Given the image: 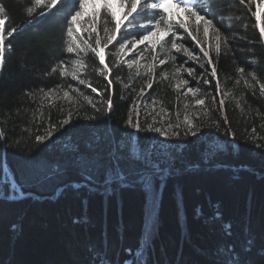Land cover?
<instances>
[{"label": "trees", "instance_id": "obj_1", "mask_svg": "<svg viewBox=\"0 0 264 264\" xmlns=\"http://www.w3.org/2000/svg\"><path fill=\"white\" fill-rule=\"evenodd\" d=\"M0 4L5 34L12 27L24 29L5 40L0 155L25 195L7 199L9 183L0 194V264H264V95L258 85L255 95L243 81L235 85L236 68L248 72L252 61L264 82V43L258 41L259 28L250 15L254 5L221 0L218 6L241 17L235 21L231 51L216 63L219 94L212 77L205 75L211 80L205 84L180 74L190 87L201 89L196 98L207 94L201 107L175 88L171 63L157 67L151 81L143 68L136 75L135 67H113L106 50L113 68L107 79L113 84L105 91L107 79L93 71L98 61L89 56L80 77L97 88L95 93L59 71L49 75L61 59L75 58L62 51L63 20L50 16L27 25L31 0ZM176 63H181L179 57ZM189 66L197 76L204 71L193 61L185 64ZM161 68L168 79L160 78ZM205 68L210 71L209 65ZM69 85L92 97L99 111ZM41 89H57L61 97L68 90L76 101L53 94L54 104H41ZM225 91L229 95L221 108ZM110 94L113 107L108 111L103 101ZM135 104L142 129L152 124L168 135L130 127L128 117L137 119ZM69 110L72 119L64 125ZM185 114L193 120L195 136L184 134ZM36 136L46 139L38 142Z\"/></svg>", "mask_w": 264, "mask_h": 264}, {"label": "snow or ice", "instance_id": "obj_2", "mask_svg": "<svg viewBox=\"0 0 264 264\" xmlns=\"http://www.w3.org/2000/svg\"><path fill=\"white\" fill-rule=\"evenodd\" d=\"M224 2L227 4L228 0H224ZM220 3L221 0H31V6L27 7L26 13L29 17L27 25H33L34 22L38 23L40 18L48 19L50 16L63 20L62 51L72 54L75 58L69 61L61 59L57 66L51 69L49 75L59 71L61 76L71 77L72 80L78 81L80 85H86L95 93L97 88L93 87L86 79H81L80 73L89 66L87 60L90 56L94 61H98L99 65L94 66L93 71L107 79L113 70L106 62V50H109L108 54L112 57L110 63L115 68H119L121 65H126L128 69L135 67L136 75H140L139 70L143 68L145 74H151L150 79L154 81L156 68L171 63L172 76L177 81L175 88L178 91L189 84V80L179 78L182 72H186L193 80L204 79L205 84H211V80L206 79L205 75L212 77L215 80L216 92L219 94L222 85L216 63L222 53L228 54L231 51V41L237 39L235 21L241 19L239 16L227 15L225 10L218 7ZM237 3L255 6V10L251 11L250 15L255 18V26L259 28L258 41L264 43V22H261L264 0H237ZM0 14H5L2 4H0ZM4 25L5 19H0V73L5 66L6 35L12 37L14 33L24 30L12 27L5 34ZM240 39H244V37H240ZM110 45L112 49H109ZM11 48L12 45L9 41L7 50L10 51ZM130 55L131 59H126ZM178 57L181 60L179 65L176 63ZM189 61L199 64L204 71L197 76L195 67H185ZM205 64L210 66V71L205 68ZM250 64L252 70L248 72L243 66L236 68L238 78L235 80V85L239 86L243 81V84L252 90L253 95H255V88L258 85L260 93L264 95V82H261L257 74L255 61ZM168 76L169 73L161 68L160 78L165 80L168 79ZM116 79L119 80V77ZM112 84V79H107L105 91H109ZM68 87L79 93L80 96H84L79 88H72L71 85ZM125 87H129V85H125ZM147 87L151 89L152 82H148ZM40 91L43 93L41 104L45 101L54 104L53 94L56 99L76 101V97L72 96L68 90H63L62 97L59 96L57 89H49L48 92H44L43 89ZM200 91L199 87H187L183 95L187 97L191 94L194 105L205 107L207 94L205 98H196ZM143 92L144 88H141L140 94ZM28 95L35 98L36 94L29 93ZM228 95L229 92L225 91L219 100L221 108ZM84 99L99 111L96 103H93L92 97L84 96ZM211 100L215 103L216 96H211ZM103 102L106 104L107 110L111 111L113 107L111 94ZM156 103L154 100L153 106ZM188 107L189 105L185 103L184 108L188 109ZM134 108L137 119L134 121L131 115L128 117L127 124L130 127L138 131H154L164 136L168 135L167 131L161 127H154L152 124L142 129L139 120V105L135 104ZM160 111L165 112L166 109L161 108ZM72 115L73 113L69 110L67 118L62 121V124H69ZM147 115H152V113L149 112ZM156 115H160V113H156ZM176 116L179 118V111L176 112ZM87 118L96 119L95 116ZM224 120L227 121V116L224 117ZM153 121L157 122L155 116H153ZM184 122L188 126L184 134L191 133L195 136L196 132L192 130L195 125L187 114L184 115ZM52 127H56V125ZM172 127L173 125L169 123L168 128ZM175 127L179 128L180 125L177 124ZM252 131L255 132L256 129L253 128ZM51 134L50 128L47 135L51 136ZM172 135L178 136L179 132H173ZM4 136L5 133L0 128V139H3ZM35 139L38 142H43L46 137L36 136ZM153 214L154 208L150 210L149 216L151 217ZM251 243L249 241L250 245Z\"/></svg>", "mask_w": 264, "mask_h": 264}, {"label": "rangeland", "instance_id": "obj_3", "mask_svg": "<svg viewBox=\"0 0 264 264\" xmlns=\"http://www.w3.org/2000/svg\"><path fill=\"white\" fill-rule=\"evenodd\" d=\"M126 59H131V55L129 57H126ZM142 63H145V62L142 61ZM187 87H190V86L187 85V86L181 88V89H183V92H185L187 90ZM197 95H198V93H197ZM13 181H14V183H13ZM6 183H9V188H10V195L9 196H10V198H16L17 196L23 195L21 193L20 186L13 179V176L8 169L4 157L0 155V194H2L3 186Z\"/></svg>", "mask_w": 264, "mask_h": 264}, {"label": "water", "instance_id": "obj_4", "mask_svg": "<svg viewBox=\"0 0 264 264\" xmlns=\"http://www.w3.org/2000/svg\"><path fill=\"white\" fill-rule=\"evenodd\" d=\"M23 197H25V195L17 196L15 199H19V198H23ZM7 199H13V198L7 197Z\"/></svg>", "mask_w": 264, "mask_h": 264}, {"label": "bare ground", "instance_id": "obj_5", "mask_svg": "<svg viewBox=\"0 0 264 264\" xmlns=\"http://www.w3.org/2000/svg\"><path fill=\"white\" fill-rule=\"evenodd\" d=\"M13 183H14V181H13Z\"/></svg>", "mask_w": 264, "mask_h": 264}]
</instances>
